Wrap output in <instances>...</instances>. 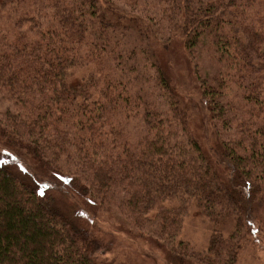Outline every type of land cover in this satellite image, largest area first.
Wrapping results in <instances>:
<instances>
[{"label":"trees","instance_id":"obj_1","mask_svg":"<svg viewBox=\"0 0 264 264\" xmlns=\"http://www.w3.org/2000/svg\"><path fill=\"white\" fill-rule=\"evenodd\" d=\"M116 1L0 0V147L45 176L0 152V264H118L69 213L75 196L172 258L237 264L264 194V0ZM173 42L197 102L173 77ZM200 111L212 155L192 131ZM194 205L214 226L204 254L179 240Z\"/></svg>","mask_w":264,"mask_h":264},{"label":"rangeland","instance_id":"obj_2","mask_svg":"<svg viewBox=\"0 0 264 264\" xmlns=\"http://www.w3.org/2000/svg\"><path fill=\"white\" fill-rule=\"evenodd\" d=\"M144 2L148 3V0H136L134 5L135 10L140 11V9H143ZM116 5L122 9H126L130 5V2L117 0ZM171 46L167 60L173 62L172 69L174 70L172 74L174 79H178L177 87L180 91H186V95L194 100L192 102H197L199 98L196 96V89L194 88V81L191 78L192 75L188 63L187 61L185 63L183 55H180V52H176L174 42ZM201 59L207 67L216 65L215 62H212V58L210 60L207 59V53L205 52L201 55ZM180 61L184 66L180 64ZM4 107V104L0 102V112L5 110ZM205 124L206 113L200 111V113L195 114L193 117L192 131L199 138L202 148L212 155L211 150L217 149V146L214 144L213 136L207 130ZM129 128L132 129V125ZM6 151L0 147V152L8 154L7 156L17 164L16 171L25 173L24 170H28L31 180L32 178L39 179L44 176V173L39 171L40 169L35 170L32 167L31 161L13 158L12 152ZM75 197L78 198V196ZM77 198H73L70 203H66L70 205L67 207L69 213L79 220L83 219L82 217L87 219L83 220L88 222L87 225L94 229L102 250L105 251L104 254L109 258L116 259L118 264H199L186 258L183 253L176 258H172L169 246L166 244L154 242L145 237L136 239V235L131 234L115 214L104 210L98 216L94 213L96 211L95 207L90 206L89 202ZM60 200H64L63 196L59 197L58 201ZM252 206L256 209L254 214L257 219L254 223V229L258 232V237H256L258 243L257 245H250L245 251H242L237 264H264V194L258 195L256 200L253 201ZM84 214L85 216H83ZM232 227L231 221L228 220L221 224L219 223L217 226L225 236L229 234ZM213 228V224L194 205L183 220L179 240L188 243L189 246L195 247L193 249L196 252L204 254L206 253L209 236Z\"/></svg>","mask_w":264,"mask_h":264}]
</instances>
